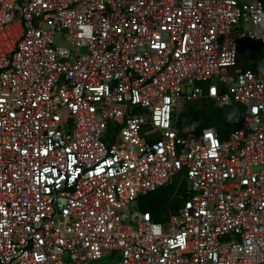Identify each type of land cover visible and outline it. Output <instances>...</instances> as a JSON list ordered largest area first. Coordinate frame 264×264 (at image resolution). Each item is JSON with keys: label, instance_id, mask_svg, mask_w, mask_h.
I'll list each match as a JSON object with an SVG mask.
<instances>
[{"label": "built area", "instance_id": "built-area-1", "mask_svg": "<svg viewBox=\"0 0 264 264\" xmlns=\"http://www.w3.org/2000/svg\"><path fill=\"white\" fill-rule=\"evenodd\" d=\"M240 40L264 46V0H0V264H264V76ZM204 98L242 107L226 138L178 124ZM175 175L155 220L140 199Z\"/></svg>", "mask_w": 264, "mask_h": 264}, {"label": "rangeland", "instance_id": "rangeland-1", "mask_svg": "<svg viewBox=\"0 0 264 264\" xmlns=\"http://www.w3.org/2000/svg\"><path fill=\"white\" fill-rule=\"evenodd\" d=\"M253 42V43H252ZM264 46L261 43H257L255 41H243L240 40L238 42V65L242 68H252L254 70L255 64L259 65L260 70H255L258 74L264 75ZM210 99H201L192 102H186L182 105V107L178 110L177 120L180 127L184 130H200L205 127V123L208 122L206 118L211 117L210 109L220 108L215 106ZM213 107V108H211ZM224 113V121L216 122L215 120L209 119L210 125L213 128H218L225 135L229 131V124L226 121V115H230L229 107L220 108ZM241 109V108H240ZM237 109V110H240ZM197 116H200L203 120H197ZM205 119V120H204ZM215 122V123H214ZM212 123V124H211ZM218 126V127H217ZM231 130V129H230ZM228 131V132H227ZM229 134V133H228ZM181 186V187H180ZM171 197L180 196L181 194L186 193V182L181 185V178L175 175L172 180L170 186L166 189ZM176 201L172 203L173 212H177ZM140 210V207L137 202H135L132 206V212ZM162 220L167 221L169 218V209H165L161 213Z\"/></svg>", "mask_w": 264, "mask_h": 264}, {"label": "trees", "instance_id": "trees-1", "mask_svg": "<svg viewBox=\"0 0 264 264\" xmlns=\"http://www.w3.org/2000/svg\"><path fill=\"white\" fill-rule=\"evenodd\" d=\"M238 58H239V54H238ZM243 69H247V68H243ZM204 99H209V98H204ZM211 102L215 106H218L220 108H222V107H229L230 108V115H226V117H225L226 121L228 122L227 124H229L228 128L231 127V128H229V131H230V129L233 128L231 118L236 113L237 109H240L242 107L240 105H238V104H233V105H228V106H220V105H217L213 100ZM211 108H213V107H211ZM220 108H217L215 110L214 109H212V110L210 109L209 110V111H211V117H208V119L206 118V120L208 122L205 123V125H204L205 127H203V129L213 127L212 125H210V123H209L210 120L209 119H211V120H215L216 119V122L224 121V116L225 115L221 111ZM200 119H201V121L203 120L200 116H197V120H200ZM203 129L196 130V131L200 132ZM215 129L219 132V135H220V137L222 139H224V138H226L228 136V133H229L228 131H227L228 133H226V135H225L218 128H215ZM168 186H170V185H168ZM167 187H164V188H162L160 190H157V191H155L153 193H150L148 195L142 196L141 199H140V207L142 209H144V210H150L153 213V217H154L155 220H162V216H161L162 211H164L167 208L168 209L169 208L173 209L172 208V203L174 201L177 202L176 203V207H177V209H179V207L181 206V202H182V196L183 197H187V193L181 194L180 196L176 195L174 197H171L169 192L166 190ZM169 215H170V212H169Z\"/></svg>", "mask_w": 264, "mask_h": 264}, {"label": "crops", "instance_id": "crops-1", "mask_svg": "<svg viewBox=\"0 0 264 264\" xmlns=\"http://www.w3.org/2000/svg\"><path fill=\"white\" fill-rule=\"evenodd\" d=\"M253 43V42H252ZM258 42H256V44H257ZM264 52V51H263ZM247 69H251V70H253L252 68H247ZM254 70H260V67H259V65H257V64H255V68H254ZM253 70V71H254ZM257 73V72H256ZM258 74V73H257Z\"/></svg>", "mask_w": 264, "mask_h": 264}]
</instances>
